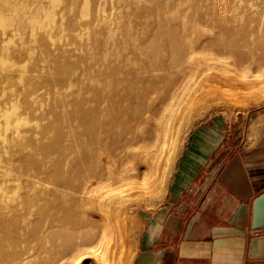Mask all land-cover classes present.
<instances>
[{
    "label": "bare ground",
    "instance_id": "6f19581e",
    "mask_svg": "<svg viewBox=\"0 0 264 264\" xmlns=\"http://www.w3.org/2000/svg\"><path fill=\"white\" fill-rule=\"evenodd\" d=\"M252 63L264 0H0V264H126L128 201Z\"/></svg>",
    "mask_w": 264,
    "mask_h": 264
},
{
    "label": "crops",
    "instance_id": "0c3cea01",
    "mask_svg": "<svg viewBox=\"0 0 264 264\" xmlns=\"http://www.w3.org/2000/svg\"><path fill=\"white\" fill-rule=\"evenodd\" d=\"M223 126L190 133L132 264H264V137L235 149Z\"/></svg>",
    "mask_w": 264,
    "mask_h": 264
},
{
    "label": "rangeland",
    "instance_id": "374dc122",
    "mask_svg": "<svg viewBox=\"0 0 264 264\" xmlns=\"http://www.w3.org/2000/svg\"><path fill=\"white\" fill-rule=\"evenodd\" d=\"M221 73L229 80L216 90L217 93L209 95L199 107L195 108V113L191 115L186 130L180 136L170 173L162 192L152 200L137 198L127 203L126 219L130 226L129 224L127 226L128 238L125 240V244L130 247V251L126 264H132L134 261L139 239L147 226V218L150 213L165 206L169 183L177 161L194 128L207 124L214 118H219L224 124L223 129L226 131L228 146L235 147V149L238 146L247 145L249 142L262 140L264 137V84H262L264 83V63L231 67ZM254 86L258 87L254 88Z\"/></svg>",
    "mask_w": 264,
    "mask_h": 264
},
{
    "label": "built area",
    "instance_id": "2783aa9c",
    "mask_svg": "<svg viewBox=\"0 0 264 264\" xmlns=\"http://www.w3.org/2000/svg\"><path fill=\"white\" fill-rule=\"evenodd\" d=\"M168 223H169L168 226L171 227L172 226L171 220Z\"/></svg>",
    "mask_w": 264,
    "mask_h": 264
}]
</instances>
